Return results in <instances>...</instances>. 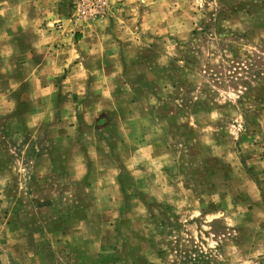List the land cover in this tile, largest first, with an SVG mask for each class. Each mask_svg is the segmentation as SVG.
<instances>
[{
  "label": "rangeland",
  "instance_id": "obj_1",
  "mask_svg": "<svg viewBox=\"0 0 264 264\" xmlns=\"http://www.w3.org/2000/svg\"><path fill=\"white\" fill-rule=\"evenodd\" d=\"M72 2L0 0V264H264V0Z\"/></svg>",
  "mask_w": 264,
  "mask_h": 264
},
{
  "label": "built area",
  "instance_id": "obj_2",
  "mask_svg": "<svg viewBox=\"0 0 264 264\" xmlns=\"http://www.w3.org/2000/svg\"><path fill=\"white\" fill-rule=\"evenodd\" d=\"M79 16H97L106 12L109 0H73Z\"/></svg>",
  "mask_w": 264,
  "mask_h": 264
},
{
  "label": "crops",
  "instance_id": "obj_3",
  "mask_svg": "<svg viewBox=\"0 0 264 264\" xmlns=\"http://www.w3.org/2000/svg\"><path fill=\"white\" fill-rule=\"evenodd\" d=\"M83 25H81L80 27H79V25H77V24H75V29H74V31H78V32H81V31H86L87 30V27H88V25L89 26H91V24H94V23H91L90 21L89 22H83L82 23ZM76 33V32H75ZM76 35H78V34H75V36ZM69 41L71 40V39H68ZM80 42H82V41H80ZM76 43V39H73V50L75 51V53H77L78 51H79V47H78V44H75ZM69 44V43H68ZM69 46V45H68ZM88 46H90V44H88L87 45V47ZM82 50H83V48H81ZM91 51V49H89V52ZM76 55L77 54H75L71 59H75V57H76Z\"/></svg>",
  "mask_w": 264,
  "mask_h": 264
}]
</instances>
